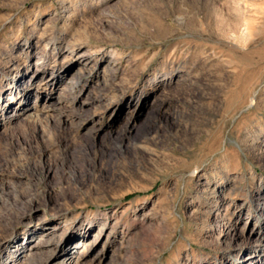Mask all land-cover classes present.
<instances>
[{
    "label": "rangeland",
    "instance_id": "1",
    "mask_svg": "<svg viewBox=\"0 0 264 264\" xmlns=\"http://www.w3.org/2000/svg\"><path fill=\"white\" fill-rule=\"evenodd\" d=\"M100 234L72 264H264V0H0V264Z\"/></svg>",
    "mask_w": 264,
    "mask_h": 264
},
{
    "label": "bare ground",
    "instance_id": "2",
    "mask_svg": "<svg viewBox=\"0 0 264 264\" xmlns=\"http://www.w3.org/2000/svg\"><path fill=\"white\" fill-rule=\"evenodd\" d=\"M83 57H85L84 63H83V64H85V66L92 62V58L93 57H91V55H84ZM71 68H72V66H69L67 72ZM38 75H39V73H37V75H35V76L33 75V77H32L34 79L33 82H32L33 84L37 83ZM59 77L60 76H55L54 81L52 82V84H50L52 88L58 87V85H59V83H60V81L62 79V78H59ZM20 82L21 81H19V88H21L20 91L22 90L21 92H22L23 97H24V101H23L21 110L26 111L30 107H32V104H30V99H29V98H31V95H32V92H31L32 84L30 85L28 83L29 80L26 81V82L24 80L21 83ZM68 83H69V85H68L69 87L68 88H70L71 90L76 89V86H74V81H73L72 78L68 81ZM38 84H40V83L38 82ZM53 98H54L55 102H57V103L60 102L61 103V98H59V95L56 96V95L53 94V92L52 93H47L46 94V98H45L46 102L44 104H42L43 105L42 106L43 110H45V111H46V109L52 110L51 102H52ZM3 103H4V109L7 110V109H9L11 107L10 106L11 105V100H10L9 97H6ZM103 231H104V229H103ZM52 234H53V232L52 233L47 232V235H46V234L40 233L39 231L28 233L27 236H26V238H27V246H23L20 243L21 239H23V237L15 238L11 242L12 243L11 244V252H12L13 257L17 258L16 260H18L22 256L21 255L22 253H28L29 252L28 250H32L36 246L44 244L46 241H48V239H50L49 236L52 235ZM101 236H102V234H100L99 237H97V238L93 237L92 238L93 240H91V239L89 240L88 239L85 242L81 238H75L74 239L75 240V244L73 242L72 246H69V247H68V243L70 242V239L69 240L68 239L64 240V242L62 243V248L63 249L58 254H56V256L54 258H52V259L49 258L48 261H47V264H61V263L72 264V262L74 261V258L77 257L76 255L79 256L81 251L84 250L85 248L89 247V246L92 247V249H91L92 253L96 252V246H97ZM29 254H31V252ZM2 259H4L2 261L4 264H15V263H13L14 259L10 260L6 256H4V258H2ZM251 264H255V263H251Z\"/></svg>",
    "mask_w": 264,
    "mask_h": 264
}]
</instances>
